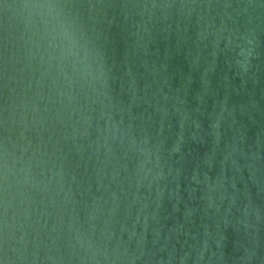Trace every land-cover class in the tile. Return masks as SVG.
I'll list each match as a JSON object with an SVG mask.
<instances>
[{
  "label": "water",
  "instance_id": "obj_1",
  "mask_svg": "<svg viewBox=\"0 0 264 264\" xmlns=\"http://www.w3.org/2000/svg\"><path fill=\"white\" fill-rule=\"evenodd\" d=\"M0 264H264V0H0Z\"/></svg>",
  "mask_w": 264,
  "mask_h": 264
}]
</instances>
